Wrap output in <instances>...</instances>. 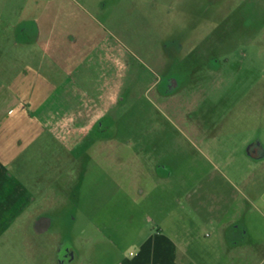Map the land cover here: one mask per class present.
Listing matches in <instances>:
<instances>
[{
  "label": "rangeland",
  "instance_id": "obj_1",
  "mask_svg": "<svg viewBox=\"0 0 264 264\" xmlns=\"http://www.w3.org/2000/svg\"><path fill=\"white\" fill-rule=\"evenodd\" d=\"M4 6L13 41H44L36 29L53 26L73 44L78 83L100 88L109 78L119 91L97 132L107 147L41 211L53 224L32 235L40 251L28 255L18 239L14 262L120 264L160 225L164 203L169 221L196 224L197 250L214 240L209 224L228 210L264 264V161L244 154L259 142L264 157V0H0ZM168 78L183 91L165 101L167 83L158 81ZM112 145L125 158L143 154L164 180L133 185L130 165L105 160ZM71 250L73 259L64 258ZM196 259L210 264L211 256Z\"/></svg>",
  "mask_w": 264,
  "mask_h": 264
},
{
  "label": "crops",
  "instance_id": "obj_2",
  "mask_svg": "<svg viewBox=\"0 0 264 264\" xmlns=\"http://www.w3.org/2000/svg\"><path fill=\"white\" fill-rule=\"evenodd\" d=\"M9 16L5 6L1 7L0 264H18L13 261L18 239L28 255L40 251L33 236L46 235L53 224L41 211L56 197L61 201L72 177L82 179L89 160H97L94 152L107 147L97 139V127L117 105L119 95L113 79H106L100 88L95 84L88 88L82 85V77L80 84L73 78V44L63 34L56 36L53 26L36 29L35 33L47 34L44 41H13L16 27L6 19ZM110 149L103 154L105 160L120 167L130 165L133 185L140 184L144 176H157L143 154L125 158L114 152L113 145ZM157 178L159 183L164 180ZM240 211L246 212L244 203ZM224 212V217L209 224L214 240L197 250L198 237L192 228L196 224L185 223L184 217L169 221L172 212L163 203L160 225L120 264H201L198 256H211L210 264H262L263 250L250 248L238 233L236 215ZM41 218L46 220L42 229L38 225Z\"/></svg>",
  "mask_w": 264,
  "mask_h": 264
},
{
  "label": "flooded vegetation",
  "instance_id": "obj_3",
  "mask_svg": "<svg viewBox=\"0 0 264 264\" xmlns=\"http://www.w3.org/2000/svg\"><path fill=\"white\" fill-rule=\"evenodd\" d=\"M164 82L167 83L166 89H164L165 91H162V92L159 91L160 93L159 92L158 93H159L160 98H163L165 101L172 99L174 96H178V94L183 91V89L182 88L180 89L176 80H174L173 78H168L166 80L161 79L160 81H158V86L164 84ZM175 104H176V107H178V103L176 102ZM176 107L174 106V108ZM101 123H103V121H101L98 124L97 132H100L103 128V125ZM259 148H261V144L259 142L249 143L245 145L244 154L246 156L249 155L251 158L257 160L258 163H261V161H264V157L262 158L259 156L258 154ZM72 178H78V177H72ZM45 221H46L45 218H41V220L39 221L38 225L40 229L44 227ZM72 257H74L73 250L69 252L67 251V253H65L64 255V258H67V259L69 258L73 259Z\"/></svg>",
  "mask_w": 264,
  "mask_h": 264
}]
</instances>
